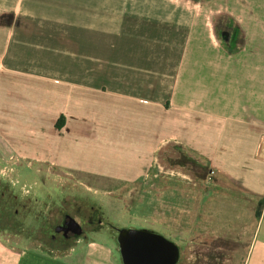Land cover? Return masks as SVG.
I'll use <instances>...</instances> for the list:
<instances>
[{"label": "crops", "instance_id": "0c3cea01", "mask_svg": "<svg viewBox=\"0 0 264 264\" xmlns=\"http://www.w3.org/2000/svg\"><path fill=\"white\" fill-rule=\"evenodd\" d=\"M23 112L31 150L45 132L51 165L96 176L143 180L155 153L189 152L213 171L194 208L243 216L255 201L252 222L238 220L251 231L241 264H264V0H0V120ZM73 222L63 254L0 234V264L179 262L154 229L120 226L107 244Z\"/></svg>", "mask_w": 264, "mask_h": 264}, {"label": "rangeland", "instance_id": "374dc122", "mask_svg": "<svg viewBox=\"0 0 264 264\" xmlns=\"http://www.w3.org/2000/svg\"><path fill=\"white\" fill-rule=\"evenodd\" d=\"M229 31L227 42L236 43V30L229 27ZM55 59L59 62L57 56ZM54 99L45 97L48 124L56 113V107L50 106ZM20 117L0 120V234L11 243L57 254L68 252L74 245V234L59 232L57 226L63 224L65 217H72L88 230L87 237L94 236L107 244L113 242L115 229L120 226L154 229L177 241V264L242 263L251 231L250 226L239 230L238 220L252 222L255 201L245 198L247 214L243 216L228 217L221 212L206 215L211 209L194 208L192 198L199 191L204 195L208 190L209 173L206 174L202 161L189 152L176 146L165 154L155 153L149 178L143 180L96 176L51 165L46 159L45 132L37 139L42 150H31L36 142L29 131L32 125L26 113ZM13 122L15 125H11ZM15 130L20 134L14 135ZM48 137L51 140L53 136ZM54 138L52 142L58 144L61 134ZM212 195L214 205L221 207L222 192ZM234 198L237 200V196ZM91 231L97 233L93 235Z\"/></svg>", "mask_w": 264, "mask_h": 264}, {"label": "flooded vegetation", "instance_id": "af4514ba", "mask_svg": "<svg viewBox=\"0 0 264 264\" xmlns=\"http://www.w3.org/2000/svg\"><path fill=\"white\" fill-rule=\"evenodd\" d=\"M57 228H59V232L64 234H76L74 222L70 217H65L63 224Z\"/></svg>", "mask_w": 264, "mask_h": 264}, {"label": "trees", "instance_id": "16d2710c", "mask_svg": "<svg viewBox=\"0 0 264 264\" xmlns=\"http://www.w3.org/2000/svg\"><path fill=\"white\" fill-rule=\"evenodd\" d=\"M58 120H59V122L57 121L58 123H56V126H60V122H61L62 119H58ZM258 203H259V202H258ZM259 204H260V203H259ZM255 215H257V214H255Z\"/></svg>", "mask_w": 264, "mask_h": 264}, {"label": "built area", "instance_id": "2783aa9c", "mask_svg": "<svg viewBox=\"0 0 264 264\" xmlns=\"http://www.w3.org/2000/svg\"><path fill=\"white\" fill-rule=\"evenodd\" d=\"M209 173H213V171L212 170H210V172Z\"/></svg>", "mask_w": 264, "mask_h": 264}]
</instances>
